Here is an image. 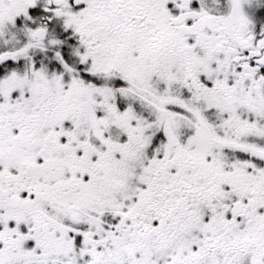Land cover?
Returning <instances> with one entry per match:
<instances>
[{
	"label": "snow or ice",
	"instance_id": "snow-or-ice-1",
	"mask_svg": "<svg viewBox=\"0 0 264 264\" xmlns=\"http://www.w3.org/2000/svg\"><path fill=\"white\" fill-rule=\"evenodd\" d=\"M0 264H264V0H0Z\"/></svg>",
	"mask_w": 264,
	"mask_h": 264
}]
</instances>
